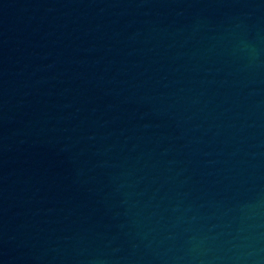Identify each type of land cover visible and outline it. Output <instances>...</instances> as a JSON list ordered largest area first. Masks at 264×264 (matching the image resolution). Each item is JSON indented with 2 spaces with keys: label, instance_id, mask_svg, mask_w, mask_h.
<instances>
[{
  "label": "water",
  "instance_id": "water-1",
  "mask_svg": "<svg viewBox=\"0 0 264 264\" xmlns=\"http://www.w3.org/2000/svg\"><path fill=\"white\" fill-rule=\"evenodd\" d=\"M0 264H264V0H0Z\"/></svg>",
  "mask_w": 264,
  "mask_h": 264
}]
</instances>
